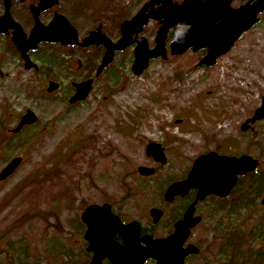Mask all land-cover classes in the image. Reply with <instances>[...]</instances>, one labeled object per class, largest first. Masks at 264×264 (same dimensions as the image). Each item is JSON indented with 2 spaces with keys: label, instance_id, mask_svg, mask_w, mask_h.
Returning <instances> with one entry per match:
<instances>
[{
  "label": "rangeland",
  "instance_id": "obj_1",
  "mask_svg": "<svg viewBox=\"0 0 264 264\" xmlns=\"http://www.w3.org/2000/svg\"><path fill=\"white\" fill-rule=\"evenodd\" d=\"M36 1L11 6V18L26 34L32 27L27 7ZM147 1L59 0L41 21L47 23L53 11L59 12L75 27L79 40L99 26L115 43L122 22ZM244 1L233 0L231 6ZM158 27L149 21L142 29L149 49L155 46ZM172 29L165 38V59L150 60L140 75L131 71L135 44L115 52L97 74L102 45L45 43L37 53L38 64L45 66L25 71L7 46L8 38L0 34V70L6 74L0 77V121L3 115L9 121L26 110L36 116L34 124L15 136L0 131V170L11 158H21L0 182V264H60L56 253L77 255L84 229L78 234L74 217L81 223L85 207L109 204L125 220L145 214L149 207L163 205L159 193L185 180L195 159L208 152L240 146L237 152L259 160L257 170L264 172V137L255 139V132L239 130L264 96V12L211 67L198 66L204 51L171 56ZM88 79L92 84L86 98L69 104L72 84ZM50 80L59 88L48 94ZM150 143L162 147L164 163L145 155ZM138 167L154 172L140 176ZM205 205V212L212 207ZM228 205L209 210L212 218L207 216L193 230L191 241L200 250L188 264H222L221 232L247 234L264 215V205L237 208L236 213Z\"/></svg>",
  "mask_w": 264,
  "mask_h": 264
},
{
  "label": "water",
  "instance_id": "obj_2",
  "mask_svg": "<svg viewBox=\"0 0 264 264\" xmlns=\"http://www.w3.org/2000/svg\"><path fill=\"white\" fill-rule=\"evenodd\" d=\"M11 1L13 0H3L4 12L0 16V34H7L10 31L11 41L21 58L25 59L26 67L30 66L27 51L35 50L40 43L70 46L79 44L77 32L63 16L55 14L47 25L39 21L40 13L54 6L57 0H39L37 6L29 7L34 23L28 36L9 14ZM230 2L231 0H183L178 4L171 0H148L129 20L122 22L121 37L115 43L97 28L89 32L80 45L85 48L93 45L104 47L105 52L96 70L98 74L109 65L115 52L123 51L135 44L131 71L135 75H140L150 60L158 57L165 59L164 43L167 32L174 28L178 20H182L189 26L187 43L177 44L172 41L169 45V54L177 56L189 49L197 51L207 48L208 51L198 62V66L211 67L220 56L229 51L242 32L249 30L257 22L256 16L264 12V0H249L235 10L229 9ZM149 21L159 23L154 38L155 46L152 49L148 48L145 38L140 36L143 27ZM216 21L218 23L215 25ZM91 84L90 79L72 84L75 92L68 99L69 104L84 100ZM57 86L56 83L49 82L46 91L51 93ZM263 116L264 96L260 107L254 111L252 118L241 126V130H246L248 123H254ZM35 120V115L27 111L14 132L24 125L34 123ZM145 155L164 163L162 147L158 144H148ZM20 163V157L13 158L0 171V182L7 179ZM258 164L257 160L247 155L233 158L210 152L197 157L185 180L172 183L163 193L164 201L169 203L174 197H183L189 190H196L195 199L183 219L175 223L172 234L163 239H152L150 236L139 238L138 225L136 223L123 225L111 213L108 204L85 207L80 215V221L85 226L83 234V240L87 243L85 250L92 254L87 264H103L104 260L109 264H144L148 259L154 264H183L185 257L198 254V249L192 245L183 248L190 229L200 220L192 217L194 205L210 195L227 197L237 181V176L253 172ZM137 172L140 176H150L154 171L138 167ZM161 215L162 212L157 209L150 210L153 223H156ZM116 233L120 234L123 245L113 240Z\"/></svg>",
  "mask_w": 264,
  "mask_h": 264
},
{
  "label": "flooded vegetation",
  "instance_id": "obj_3",
  "mask_svg": "<svg viewBox=\"0 0 264 264\" xmlns=\"http://www.w3.org/2000/svg\"><path fill=\"white\" fill-rule=\"evenodd\" d=\"M183 0H181L180 1V3L182 2ZM232 1L233 0H231V2H230V4H229V9H231V10H235V9H238L240 6H242L243 4H245L247 1H249V0H246V1H244V2H240V4H238V5H236V6H231V3H232ZM252 1H254V0H252ZM25 2V0H23L22 2H19V1H15V0H13V1H11L10 2V8H9V14H10V10H11V6H12V4H14V3H18V4H23ZM38 2H39V0H37L36 1V3H34V4H30L28 7H27V10H28V13H29V15H30V18H31V21H32V26H33V23H34V20H33V18H32V15H31V13H30V10H29V7L31 6V5H34V6H37L38 5ZM58 2H59V0H57V2H56V4L54 5V6H52V7H50V8H48V9H46V10H44L43 12H41L40 13V15H39V21L43 24V25H47L51 20H52V18H53V16L55 15V14H59V15H61V16H63L68 22H69V24L71 25V23H70V21H69V19L66 17V16H64V15H62L61 13H59V12H52V15H51V18L48 20V22L47 23H43L42 21H41V17L45 14V13H47V12H49L50 10H52V8H54L57 4H58ZM179 4V3H178ZM2 5H3V1H2ZM3 12H4V8H3ZM259 15L260 14H258L257 16H256V18H257V22L254 24V25H252V27L249 29V30H251L258 22H259ZM16 22V21H15ZM152 22H155V21H152ZM157 24H158V26H159V23L158 22H156ZM218 23V21H216L215 22V25ZM20 25V24H19ZM72 26V25H71ZM21 27V26H20ZM74 29H75V27L74 26H72ZM32 28V27H31ZM31 28H30V30H31ZM97 28H100L99 26L97 27ZM96 28V29H97ZM159 28V27H158ZM95 29V30H96ZM30 30L28 31V33L26 34L24 31V34H26V36H28V34H29V32H30ZM94 30V31H95ZM75 31H76V29H75ZM248 31V30H247ZM247 31H245V32H247ZM91 32V31H90ZM245 32H242L239 36H238V38L235 40V42L233 43V45H232V47L237 43V41L239 40V38L245 33ZM89 34V33H88ZM87 34V35H88ZM1 35H5L7 38H8V42H7V46H10L11 48H12V50H13V52L18 56V58L20 59V61H21V63H22V67H23V69L25 70V71H34V70H36L37 69V67L38 66H45V65H39L38 64V57H40V55H37V53H38V48H39V45H41V44H45V43H40L39 45H37L36 46V49L35 50H29V51H27V53H26V56H27V60H28V64L30 65L29 67H26V61H25V59H22L21 58V55H20V53L17 51V49H16V47H15V45L12 43V41H11V33H10V31L7 33V34H1ZM86 35V36H87ZM78 36V35H77ZM86 36H84V37H86ZM83 37V38H84ZM83 38H81L80 40H79V44L78 45H75V46H79V47H81V48H85V47H82L81 45H80V42L82 41V39ZM173 41V40H172ZM49 44V43H48ZM59 45H61V46H69V45H62V44H59ZM94 46V45H93ZM92 47V46H91ZM95 47H98V46H95ZM231 47V48H232ZM230 48V49H231ZM229 49V50H230ZM189 50H192V49H189ZM200 51H204L205 52V55H206V52L208 51V49L207 48H202V49H199ZM193 51V50H192ZM198 51V50H197ZM105 52V51H104ZM193 52H195V51H193ZM42 57V56H41ZM221 57V56H220ZM44 59H45V55H44ZM202 59V58H201ZM200 59V60H201ZM199 60V61H200ZM0 77H2V78H4V77H6V74L4 73V72H2L1 70H0ZM85 81V80H84ZM49 82H54V81H48V84H49ZM82 82V81H81ZM54 83H56V82H54ZM48 84H47V87H48ZM58 86H57V88L54 90V91H56L58 88H59V84L58 83H56ZM75 84V83H74ZM47 87H46V89H47ZM73 89H74V87H73ZM53 91V92H54ZM53 92H51V93H53ZM74 92H75V89H74ZM46 93H48L47 91H46ZM51 93H48V94H51ZM263 97V96H262ZM262 97H261V99H262ZM260 105H261V100H260V104H259V106L257 107V108H259L260 107ZM257 108H255L253 111H252V113H251V115L250 116H248L247 118H245L244 120H243V122H241V124L239 125V130H240V132L242 133V134H245L246 133V131H248V132H255V139H257V138H262V137H264V128L262 129V130H260L259 128H258V130L257 131H255V126H263L264 127V116L262 117V119H260V120H258V121H255L254 123H248V125H247V128H246V130H241V126L243 125V124H245L246 122H247V120H249L250 118H252V116L254 115V111L257 109ZM27 111H31V110H26V112ZM26 112H24V114L26 113ZM32 112V111H31ZM33 113V112H32ZM24 114H22V115H20L19 117H12V118H10L9 119V121L10 120H12V122L11 123H9V121H8V119H7V117H5L4 115H3V118H2V120L0 121V131H2L3 132V130L4 131H6V134L7 135H13V136H15L16 134H18L24 127H26V126H29V125H32V124H34V123H32V124H29V125H24V126H22L17 132H14V130L16 129V127L18 126V124H19V122H20V119L22 118V116L24 115ZM34 114V113H33ZM35 115V114H34ZM35 118H36V116H35ZM36 121V120H35ZM254 134V133H253ZM264 140V138H262L261 139V141H263ZM238 145H239V142H238ZM240 147V146H239ZM239 147L237 146L236 148H233V149H235L236 151H233V149L231 150V149H229L228 147H226V148H224L225 150L223 151V152H221V153H219V152H214V151H211V152H213V153H216L217 155H219V156H225V157H233V158H240V157H242V156H245L246 155V153H244V151H242V152H237L238 151V149H239ZM208 153H210V152H208ZM247 156H249V155H247ZM251 157V156H250ZM15 158V157H14ZM251 158H253V157H251ZM13 158H11L8 162H6L5 163V165L3 166V168L12 160ZM253 159H255V158H253ZM255 160H257V159H255ZM258 161V163L260 164V162H259V160H257ZM259 164H258V166H257V168L253 171V172H255L260 166H259ZM3 168H1V170L3 169ZM0 170V171H1ZM253 172H251V173H247V174H244V175H241V176H237V181H236V183H235V185H234V187L231 189V191H230V193H229V195L227 196V197H229L230 195H231V193L233 192V190L237 187V186H239V184H240V180L243 178V177H245V176H247V175H250V174H252ZM166 189H164L163 190V192H162V194H161V196H160V198L162 199V203H163V205L161 204V205H159V206H157V207H149L148 209H147V211H146V213L145 214H142V215H139L138 214V216H136L135 218H132V219H130V220H125L122 216H121V214H119L117 211H115L109 204V206H110V211H111V213L114 215V216H116L118 219H119V221L123 224V225H129V224H131V223H136L137 225H138V227H139V234H138V237L139 238H142V237H145V236H150L152 239H163V238H166V237H168L169 235H171L172 234V232L174 231V225H175V223H177L178 221H180V220H182L183 219V216H184V214H185V212L187 211V209L189 208V206L193 203V201H194V199H195V194H196V190H189L188 191V193L185 195V196H183V197H174V199L171 201V202H169V203H167V202H165L164 201V198H163V193H164V191H165ZM227 197H224V198H219L218 196H213V195H210V196H207L204 200H202V201H199V202H197L195 205H194V212H193V218H199L200 220H199V222L193 227V228H191L190 229V231H189V236H188V238L186 239V241H185V243L183 244V248H185V247H187V246H189V245H192V246H194V247H196L197 249H198V254H199V247H198V245H196V244H194V242L193 241H191V237H192V233H193V230L198 226V225H200L201 223H203V221H204V219L208 216V218L209 219H211L212 218V214H210L209 215V213H208V211L209 210H214V211H221L220 209H219V207H217V205L213 202L214 200L215 201H218V200H223V199H226ZM261 201V205H264V199H261L260 200ZM206 203H208L210 206H212V207H210L209 209L207 208V211L205 212L204 211V207H205V209H206ZM176 204V205H175ZM103 205V204H102ZM173 206V205H175L174 207H172V208H167V206ZM157 209V210H159V211H161L162 212V215H161V217L158 219V221L156 222V223H153V218L150 216V210L151 209ZM84 226V225H83ZM160 228H162V231H163V233L162 234H159L158 233V230H160ZM214 227L212 226V230L213 231H216L215 229H213ZM84 231H85V226H84ZM220 234H218L217 236H219ZM221 237H222V233H221V235H220ZM113 240L115 241V242H117V243H119L120 245H123V243H122V241H121V236H120V234L119 233H116L115 235H114V238H113ZM83 242L85 243V249H86V246H87V243L83 240ZM86 251V250H85ZM88 253V252H87ZM89 255H90V257H89V260L91 259V257H92V254L91 253H88ZM198 254L197 255H188L187 257H185L184 258V263L183 264H188V262H191V261H193L194 260V258L196 257V256H198ZM89 262V261H88ZM103 264H109L106 260H104L103 261ZM144 264H154V262L152 261V260H150V259H148V260H146L145 261V263Z\"/></svg>",
  "mask_w": 264,
  "mask_h": 264
},
{
  "label": "trees",
  "instance_id": "obj_4",
  "mask_svg": "<svg viewBox=\"0 0 264 264\" xmlns=\"http://www.w3.org/2000/svg\"><path fill=\"white\" fill-rule=\"evenodd\" d=\"M163 190L159 193V197ZM260 198L264 199V172L256 170L250 175L243 177L231 195L223 200L213 201L220 210H224V204L229 203L231 213H236L237 208H254L261 205ZM74 222L81 234L84 226L74 217ZM73 225V223H71ZM226 232V233H224ZM222 233V240L219 246L220 253L225 258L222 264H264V215L259 222L247 234L240 230L227 231ZM257 239L263 244L257 245ZM61 260L60 264H87L90 255L85 251V243L82 242L77 255L72 252L56 253ZM61 255L65 256L62 261Z\"/></svg>",
  "mask_w": 264,
  "mask_h": 264
},
{
  "label": "clouds",
  "instance_id": "obj_5",
  "mask_svg": "<svg viewBox=\"0 0 264 264\" xmlns=\"http://www.w3.org/2000/svg\"><path fill=\"white\" fill-rule=\"evenodd\" d=\"M188 25H186L182 20H178L172 29V39L177 44L187 43V31Z\"/></svg>",
  "mask_w": 264,
  "mask_h": 264
},
{
  "label": "bare ground",
  "instance_id": "obj_6",
  "mask_svg": "<svg viewBox=\"0 0 264 264\" xmlns=\"http://www.w3.org/2000/svg\"><path fill=\"white\" fill-rule=\"evenodd\" d=\"M184 141H187V140H189L188 138H185V139H183Z\"/></svg>",
  "mask_w": 264,
  "mask_h": 264
}]
</instances>
